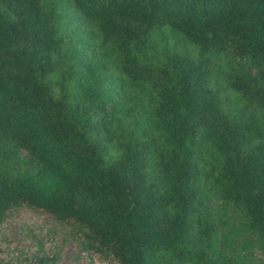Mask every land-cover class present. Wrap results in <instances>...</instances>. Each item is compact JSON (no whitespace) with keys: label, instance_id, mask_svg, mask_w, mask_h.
Segmentation results:
<instances>
[{"label":"trees","instance_id":"trees-1","mask_svg":"<svg viewBox=\"0 0 264 264\" xmlns=\"http://www.w3.org/2000/svg\"><path fill=\"white\" fill-rule=\"evenodd\" d=\"M223 207L264 243V0H0V224L45 214L99 264H258Z\"/></svg>","mask_w":264,"mask_h":264},{"label":"rangeland","instance_id":"rangeland-1","mask_svg":"<svg viewBox=\"0 0 264 264\" xmlns=\"http://www.w3.org/2000/svg\"><path fill=\"white\" fill-rule=\"evenodd\" d=\"M149 38V48L141 57L159 61L161 48L172 46L169 30L163 28L153 32ZM180 47H178L179 49ZM224 219L227 229L233 233L236 248L250 251L258 264H264V243L257 244L249 235L241 231V219L229 207ZM35 257L48 259L44 264H96L100 262L90 257L70 233L49 216L30 211H21L0 224V258L3 264H38ZM160 264H177L174 260L162 259Z\"/></svg>","mask_w":264,"mask_h":264}]
</instances>
